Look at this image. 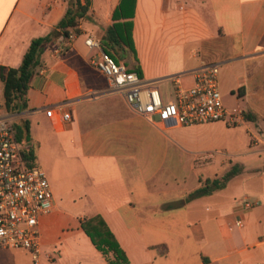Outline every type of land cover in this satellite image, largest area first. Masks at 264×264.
<instances>
[{
  "label": "crops",
  "instance_id": "crops-1",
  "mask_svg": "<svg viewBox=\"0 0 264 264\" xmlns=\"http://www.w3.org/2000/svg\"><path fill=\"white\" fill-rule=\"evenodd\" d=\"M121 1L97 6L91 0L69 51L60 52L69 41L61 38L44 53L29 109L21 113L55 197L40 223L39 264H54L55 255L69 264H109L82 226L97 215L128 264H264V192L235 181L239 177L183 208L163 209L202 186V177L193 188L186 181L198 166L211 164L191 155L210 138L198 126L158 128L94 66L99 53L86 40L102 43ZM66 10V0H0V67L19 68L32 40L51 34ZM133 21L143 84L159 89L166 102L175 98V79L190 86L196 71L217 64L232 76L227 87L220 80V89L243 88L248 102L241 112L264 122V0H136ZM47 107L59 112L49 116ZM60 110L71 111L72 121L63 123ZM245 199L259 206L244 210Z\"/></svg>",
  "mask_w": 264,
  "mask_h": 264
},
{
  "label": "built area",
  "instance_id": "built-area-1",
  "mask_svg": "<svg viewBox=\"0 0 264 264\" xmlns=\"http://www.w3.org/2000/svg\"><path fill=\"white\" fill-rule=\"evenodd\" d=\"M71 39V38H70ZM69 41L60 45V52L70 49ZM99 58L93 61L106 77L110 87L123 95L133 111L166 130L173 127H194L221 122L228 114L220 89V66L211 64L194 73V86L184 87L175 79V98L166 102L159 89L143 84L142 78L123 62L107 54L96 39L86 40ZM52 116L59 109L47 107ZM63 123L71 122V111L60 110ZM238 119L244 117L240 111ZM235 117V116H234ZM14 122L0 109V250H24L31 254L34 264L41 256V219L55 208L53 189L46 172L37 165H28L22 155V145L16 139ZM261 140L254 139V145ZM243 209L259 206V201L245 199ZM243 221L236 222L242 227Z\"/></svg>",
  "mask_w": 264,
  "mask_h": 264
},
{
  "label": "trees",
  "instance_id": "trees-1",
  "mask_svg": "<svg viewBox=\"0 0 264 264\" xmlns=\"http://www.w3.org/2000/svg\"><path fill=\"white\" fill-rule=\"evenodd\" d=\"M67 10L64 17L57 24L51 34L32 40L19 68L0 67V84L3 88L4 107L10 114H21L29 109V92L37 69L44 66L43 55L52 49L58 39H70L74 35L82 34V21L87 17L91 0H66ZM136 0H122L114 10L113 24L108 28L102 41L103 50L117 62L134 63L130 71L136 72L142 78V71L138 66V57L134 41V16ZM243 88L239 95L243 96ZM1 107V106H0ZM245 119L254 121L250 113L244 114ZM16 139L22 145V155L28 165H37L38 145L33 143L31 123L22 119L13 124ZM244 168L235 165L222 177L201 181L202 186L191 192L185 199L163 206L165 211L180 209L201 197L212 195L214 192L227 187L230 180L242 174ZM83 229L90 237L95 247L105 256L109 264H128L129 260L121 248L113 232L104 219L97 215L82 222Z\"/></svg>",
  "mask_w": 264,
  "mask_h": 264
},
{
  "label": "rangeland",
  "instance_id": "rangeland-1",
  "mask_svg": "<svg viewBox=\"0 0 264 264\" xmlns=\"http://www.w3.org/2000/svg\"><path fill=\"white\" fill-rule=\"evenodd\" d=\"M99 1L103 2V0H96L97 6ZM231 78L232 76L229 75L228 71L220 73L222 87L223 84L224 87L227 83L229 84L230 81L228 79L231 80ZM192 86H194V84L184 87ZM221 92L223 95L224 106L228 110V114L219 124L209 123L197 125V128L202 131L201 134L206 133V136L210 139H206V145L204 144L202 147L195 148L191 154L192 156L202 157L211 164H204L205 166L202 167L198 166L194 172L188 173L186 188L196 185L199 177H202L205 180L222 177L231 169V167L241 165L244 168L243 173L237 175L233 179L239 177L235 181H244L247 183L246 185L249 189L255 190L258 193H263L264 152L260 153L258 151L264 149V122L262 121L259 123L255 122V120L249 121L245 119V116L241 120L238 119L237 115L240 114V111L246 110L248 101L244 98V96L239 95L238 92L234 94H225V91H223L222 88ZM4 102L3 88L0 85L1 114L9 116L14 123L23 119L21 114L8 113L4 107ZM250 134H252L253 137H251ZM255 137L263 141V143H260L258 146L254 145ZM203 138V136L201 137L199 135L194 136L195 140H202ZM41 164V160L38 161V166L43 169V164ZM110 174L111 173H104L101 174V176L107 178ZM48 176L51 185H53L52 177L50 175ZM232 180H230L229 183ZM171 196L172 197L168 198H174L175 194ZM261 202L264 204V200ZM227 231L230 233L229 230ZM23 251L24 250H0V264H34V262L32 263L31 257ZM55 258L56 262L54 264H69V258H66L67 260L64 262L60 261L57 255H55Z\"/></svg>",
  "mask_w": 264,
  "mask_h": 264
}]
</instances>
